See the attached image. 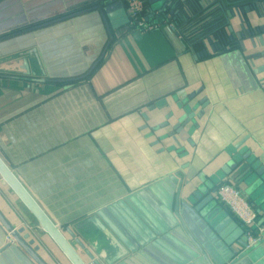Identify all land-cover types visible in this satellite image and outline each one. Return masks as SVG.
I'll return each instance as SVG.
<instances>
[{
	"label": "crops",
	"instance_id": "obj_1",
	"mask_svg": "<svg viewBox=\"0 0 264 264\" xmlns=\"http://www.w3.org/2000/svg\"><path fill=\"white\" fill-rule=\"evenodd\" d=\"M100 1L0 0V157L87 263L90 254L100 264H207L173 212L178 191L194 241L211 264H229L242 247L226 244L186 197L238 144L264 165V72L246 57L248 39L244 51L237 44L242 22L218 0H171L150 17L144 0L157 27L110 28L109 39L91 7ZM170 9L179 34L165 26ZM242 17L244 27L264 22L254 8ZM190 94L206 101L177 144L167 115ZM225 181L243 190L228 174L209 192L232 215L214 195ZM0 214L46 264H70L1 176ZM0 264H38L1 222Z\"/></svg>",
	"mask_w": 264,
	"mask_h": 264
},
{
	"label": "water",
	"instance_id": "obj_2",
	"mask_svg": "<svg viewBox=\"0 0 264 264\" xmlns=\"http://www.w3.org/2000/svg\"><path fill=\"white\" fill-rule=\"evenodd\" d=\"M218 1V5L224 15L228 18L232 15H237L240 18L243 28L235 34L237 44L239 48L244 51L245 45L243 40L248 39L254 51L249 53L246 57L251 66L254 67L255 72H264V22L262 24H258L257 26H252L248 22L247 26L244 27L242 17L245 12L254 8L257 9L259 16H263L264 18V0ZM146 2L149 6L148 16L150 17L154 14V12L165 11L171 0H146ZM91 7L98 8L102 19L108 28L109 39H112L110 28L116 30V33L119 34L121 31L129 27V17L123 0H101L97 6L94 5ZM169 12L173 13V10L170 9ZM148 16L145 18L148 19ZM228 28L229 30L231 29L230 26ZM232 40L233 37L230 35L224 38V41L226 42ZM256 61H259L258 64L255 63ZM21 66L24 69V72L29 74L30 71L28 70L25 60ZM261 79L264 84V76ZM39 81H43V79L39 78ZM192 100L193 95L190 94L183 99L176 101L175 107L176 110L179 111V114L175 115V112L172 110L167 115V118L174 117L175 119L171 124V128L169 132H167V135L171 136L177 144H179V140L175 134L179 133L180 130L189 122L190 126L188 132L190 128L197 125L196 118L200 117L202 113L201 109L197 110L198 105L202 106L204 101H206L205 98L196 102H192ZM167 122L168 120L165 121L164 124H167ZM235 150L236 151L230 153L229 159L224 162L214 174L209 176L202 184L198 185L191 192V194L186 197V201L193 206L194 210L203 217V219L213 228V230L224 240L226 244L231 246L234 242H237L240 247H242L239 252L235 249L233 250L236 253V256L229 264H264V236L261 242L251 248L243 249L246 236L242 225L224 208H222L209 192L212 185L220 178H223L228 174H235V181L238 184H243V193L258 206L259 210H264V165L247 147L238 144L236 145ZM0 176L32 214L41 230L52 239L70 264H100L97 260L93 259L90 254H88L91 258L90 263H87L83 259L75 245L72 244V242L64 235L62 229L54 224L46 215V213L42 210L1 157ZM174 176H179V173L176 172ZM169 178L174 179L173 175H170ZM177 192L174 196L175 204L173 206V212L180 221L184 232L190 240H192L198 250L202 252L204 260L207 264H211L206 254L202 251V248L194 241L188 232L183 220L178 214ZM262 220L263 219L259 222ZM0 222L10 233L14 242L21 246L35 262L38 264H46L37 254V246L32 247L31 244L33 240H26L28 233L23 234V236L20 235L23 228L16 229L12 227L1 214ZM64 230L74 238L75 244L83 248V244L74 237V233L69 227L64 228ZM260 256H262V258L258 259Z\"/></svg>",
	"mask_w": 264,
	"mask_h": 264
},
{
	"label": "built area",
	"instance_id": "obj_3",
	"mask_svg": "<svg viewBox=\"0 0 264 264\" xmlns=\"http://www.w3.org/2000/svg\"><path fill=\"white\" fill-rule=\"evenodd\" d=\"M126 11L129 17V28L145 32L157 27V23L145 18L146 5L144 0H126ZM169 14L172 16L173 13L169 12ZM169 14H167V19L164 22L165 26L179 34L178 25L173 16V21L171 20ZM214 195L242 225L246 236L243 249L251 248L263 240L264 219L259 222L257 210L240 188L227 181L221 182L215 186Z\"/></svg>",
	"mask_w": 264,
	"mask_h": 264
},
{
	"label": "trees",
	"instance_id": "obj_4",
	"mask_svg": "<svg viewBox=\"0 0 264 264\" xmlns=\"http://www.w3.org/2000/svg\"><path fill=\"white\" fill-rule=\"evenodd\" d=\"M177 18H178V16H177ZM177 18H174V19H175V21H176L177 25H179V23H181V22H180V21H178V20H177ZM224 42H226V41H224ZM227 42H230V41H227Z\"/></svg>",
	"mask_w": 264,
	"mask_h": 264
}]
</instances>
